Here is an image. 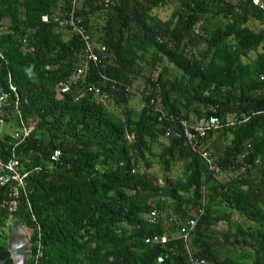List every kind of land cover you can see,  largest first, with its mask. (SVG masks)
<instances>
[{
	"label": "trees",
	"instance_id": "16d2710c",
	"mask_svg": "<svg viewBox=\"0 0 264 264\" xmlns=\"http://www.w3.org/2000/svg\"><path fill=\"white\" fill-rule=\"evenodd\" d=\"M171 1L168 19L153 13ZM69 4L0 0V123L31 128L15 147L12 134L0 138V158L14 153L26 181L12 214L1 206L8 189L0 186V229L11 218L32 229L26 264H246L248 255L249 264H264V11L252 0H78L77 15L108 58L90 62L85 77L58 96L59 84L82 65L85 45L43 17ZM95 87L109 92L120 114L97 100ZM158 106L167 119L158 121ZM170 115L217 117L221 126L208 133V149L223 172L248 151L246 172L221 181L181 136H164L166 126L181 130ZM154 155L167 173L182 160L183 176L159 182L149 171ZM186 206L204 207L189 250L177 234L197 215ZM222 221L227 227L218 231ZM163 234L166 244L145 243ZM227 244L242 250L239 259L222 257ZM0 258L14 264L5 247Z\"/></svg>",
	"mask_w": 264,
	"mask_h": 264
},
{
	"label": "built area",
	"instance_id": "2783aa9c",
	"mask_svg": "<svg viewBox=\"0 0 264 264\" xmlns=\"http://www.w3.org/2000/svg\"><path fill=\"white\" fill-rule=\"evenodd\" d=\"M253 5L258 6L260 9L264 11V2L261 0H252ZM78 6V0H70L69 7L62 14L53 13L51 15L45 14L43 17L44 21L53 20L57 22L60 26L68 27L71 32L77 34L81 41L84 43V52H83V63L79 68H77L70 77L61 82L59 84L58 96L69 91L70 87L78 82L80 79H83L86 75L88 64L91 63H101L102 61L108 58L107 48L104 45L94 44L89 32L84 26L82 19L77 15L76 8ZM104 79L107 80V77L103 76ZM134 92L136 96L141 97L142 92L134 91L133 88L126 86L125 93ZM95 96L97 100L104 102L110 100L111 95L106 90H102L99 87L94 88ZM1 100V98H0ZM156 99H151V104H155ZM160 111V117L158 121L166 117L165 111H163L161 106L156 108ZM169 119L176 120L180 124L181 130L175 131L171 127H164V136L167 138L175 133L176 136H181L183 138V142L185 146L195 154H198L202 157L208 165V169L215 173L216 175L227 174L228 176H237L240 175L247 170V162L246 157L248 156V151H242L237 156V164L232 165L227 171L223 172L221 167L216 162V158L214 154L208 149V145L205 141L208 133L215 132L220 128L221 122L215 116H210L208 118L196 119L192 122L184 119L177 118L173 116H169ZM30 127L22 124L19 129L15 130L12 133V137L14 139V147L18 146L20 143L24 141V139L28 136L30 132ZM130 140L134 138L133 134L128 136ZM249 147V145H248ZM60 154V150H55L51 155V160L58 159ZM0 186L6 187L8 189V196L4 198L1 202L2 208H4L8 213L12 214L17 211L18 208V194L20 190L25 191L26 181H25V173L22 163L20 159L13 153L11 157L5 161L0 158ZM186 212L196 211L197 215L189 218L186 222L179 227L178 229V237L183 240L185 249H190L189 241L190 235L195 230V227L198 223L199 216L204 214V207L201 206L197 210L191 208V206H186ZM158 214L156 211H152L148 215V220L152 223L157 221ZM169 241L168 235L163 234L161 236H154L152 238L145 239V243L147 244H166ZM42 255L40 250V246L38 245L35 260H37ZM164 259L163 256H159L158 262H161ZM192 264H205L203 259H191Z\"/></svg>",
	"mask_w": 264,
	"mask_h": 264
},
{
	"label": "rangeland",
	"instance_id": "374dc122",
	"mask_svg": "<svg viewBox=\"0 0 264 264\" xmlns=\"http://www.w3.org/2000/svg\"><path fill=\"white\" fill-rule=\"evenodd\" d=\"M174 7H175V2L171 1L167 5H165L164 7H161L159 9H153V13H155L160 19L166 20V19H168L170 17L171 12L174 9ZM93 21H96L98 26L103 23L102 19H97L96 17H95V19ZM218 21H221V19L220 20L218 19ZM8 23H9L8 19L4 20V24L5 25H8ZM249 26H251V27H253L254 29H257V30L262 27L257 22H251V23H249ZM64 34H65V36H67L68 32L64 31ZM255 56H256V52H250L248 60L254 59ZM164 62H165V65L170 66L167 63L166 60H164ZM141 81L142 80H138L137 82L139 84H142ZM106 106L110 110H112V111H114V112H116L118 114H120V112H121V109L118 108L117 106H115L112 100L107 101ZM130 106H132L135 110H138L140 108V106H141L140 98H138L136 96H133L130 99ZM13 132H14V127L13 126H11L9 124H6V123H0V138H2L6 134H12ZM160 140L164 141L165 139L161 138ZM159 150L160 149H159L158 145L155 143L153 145V152L155 154H157L159 152ZM151 160H152V166L149 169V171L156 175V177L158 178L159 182H162V178L176 179L178 177H182L183 176V172H182L183 171V168H182L183 161L182 160H178L177 159L175 164L171 168V171L168 172V173L163 170V167L159 163L158 158H157L156 155L151 156ZM140 169H141V166H140ZM258 173L259 172L256 170V172H253V176H258ZM229 177L230 176H228L227 174H220L219 175V178H220L221 181H224V180H226ZM226 211H229V209H226ZM232 217L234 219H236V221L238 223H242L243 222V218L236 211H232ZM12 222H13V219L11 218L10 221L8 222V224L2 230L0 229V247H2V248L6 247V243H7V239H8V236H9V232H10V229H11V223ZM22 225H24V224H22ZM226 227H227V223H225V221H222L219 225L216 226V229L218 231H224L226 229ZM31 234H32V229L28 228L27 226L24 229H20L18 231V235H20V237H24V239L25 238H29L31 236ZM173 235L177 236V234H173ZM220 249H221V253L220 254L222 255V257H224L226 255H231L233 257L237 256L236 258L239 259V256L242 253V250L236 249L233 245H228V244L226 246L222 245L220 247ZM251 260H252V256L248 255L245 263L249 264L251 262Z\"/></svg>",
	"mask_w": 264,
	"mask_h": 264
},
{
	"label": "water",
	"instance_id": "95a60500",
	"mask_svg": "<svg viewBox=\"0 0 264 264\" xmlns=\"http://www.w3.org/2000/svg\"><path fill=\"white\" fill-rule=\"evenodd\" d=\"M25 227L18 220L11 223L6 249L10 252V258L14 264H26L30 257L31 245L29 244V238L20 239V235H18V231ZM5 263L6 261L0 258V264Z\"/></svg>",
	"mask_w": 264,
	"mask_h": 264
},
{
	"label": "flooded vegetation",
	"instance_id": "af4514ba",
	"mask_svg": "<svg viewBox=\"0 0 264 264\" xmlns=\"http://www.w3.org/2000/svg\"><path fill=\"white\" fill-rule=\"evenodd\" d=\"M10 233V232H9ZM20 239H24V237H20ZM29 244L31 245V243H30V237H29ZM26 246H27V244H25ZM6 247H7V243H6ZM6 247H5V250L6 251H8L7 249H6ZM8 253H9V257H10V252L8 251ZM30 254H31V252H30ZM30 258V257H29ZM29 260V259H28Z\"/></svg>",
	"mask_w": 264,
	"mask_h": 264
},
{
	"label": "clouds",
	"instance_id": "9594fccd",
	"mask_svg": "<svg viewBox=\"0 0 264 264\" xmlns=\"http://www.w3.org/2000/svg\"><path fill=\"white\" fill-rule=\"evenodd\" d=\"M208 145V144H207ZM223 174H225V173H223ZM231 177H235V176H231ZM231 177H229V178H231Z\"/></svg>",
	"mask_w": 264,
	"mask_h": 264
}]
</instances>
